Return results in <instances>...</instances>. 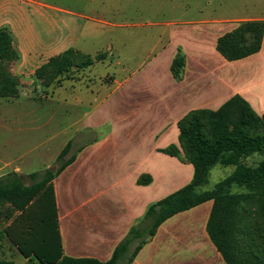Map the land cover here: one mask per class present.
I'll list each match as a JSON object with an SVG mask.
<instances>
[{"label": "crops", "instance_id": "crops-1", "mask_svg": "<svg viewBox=\"0 0 264 264\" xmlns=\"http://www.w3.org/2000/svg\"><path fill=\"white\" fill-rule=\"evenodd\" d=\"M96 19L49 0H0V28L8 29L20 55L11 68L20 81L19 95L14 103L5 106L22 110L8 119L0 117V126L9 122L12 127L24 123L48 127L63 122V128L50 135V140L62 139L54 157L46 161H58L70 143V152L75 149L74 161L53 180L63 254L108 262L152 204L191 183L192 164L184 156L160 152L179 145L178 122L183 116L191 110H217L235 95L264 116V38L260 52L242 60L228 62L216 51L219 37L242 21H264V13L190 19L196 22L178 19V26L170 33V46L156 56L159 61L152 76L146 69L148 62L127 77L126 92L118 87L112 96L116 105L109 107V115H125L127 121L114 123L107 134L88 144L75 145L82 133L102 128L104 116L102 113L97 119V112L103 109V102L94 107L91 103L87 107L82 99L68 103L76 94L70 85L64 88L69 92L64 107L50 114L49 122L27 120L35 115L38 106H51L55 101L46 97L37 105L31 101L36 96L32 86L38 70L52 58L70 49L88 54L84 43L98 32L100 22ZM179 48L186 56L182 81H176L170 70ZM156 73L162 82L157 81ZM169 83L174 87L172 92H168ZM123 96L126 107L117 105ZM146 124L149 136L164 143H157L151 151L158 155L157 164L151 167L149 160L144 159L136 168H129L126 164H133L131 152L139 151L137 136ZM8 149V145L0 149V166L7 163L3 152ZM18 160L13 158L11 162ZM168 167L172 169L170 176H166ZM146 176L152 182L140 184L139 180ZM212 207L213 201H207L166 220L132 264H226L207 233Z\"/></svg>", "mask_w": 264, "mask_h": 264}, {"label": "trees", "instance_id": "trees-1", "mask_svg": "<svg viewBox=\"0 0 264 264\" xmlns=\"http://www.w3.org/2000/svg\"><path fill=\"white\" fill-rule=\"evenodd\" d=\"M264 38V21H242L231 31L218 38L216 51L228 62L248 58L260 52ZM73 55L80 52L70 49L52 58L38 70L40 75L48 67L66 72L72 67ZM20 59L13 47V39L6 28H0V98L16 99L19 80L11 73L12 65ZM186 56L181 48L171 64V74L182 81ZM8 65V67H6ZM92 65L87 56L86 66ZM10 67V71H9ZM179 145L160 152L184 158L194 168L190 184L152 204L145 216L130 230L118 246L111 260L100 262L92 258L64 256L60 233L58 208L53 180L74 161L63 160L71 150V143L61 152L59 169L41 182L24 186L15 174L0 177V202L9 204L15 216L7 234L21 254L32 264H132L139 251L155 236L159 226L178 213L190 210L207 201L213 207L207 223V233L226 264H264V232L258 228L245 230L242 223L253 213L251 204L259 202L264 207V161L253 167L246 158L264 152V116H259L247 100L235 95L219 109L191 110L178 122ZM216 165L234 167V171L210 191L198 192L208 183L211 170ZM152 178L142 177L139 183L150 184ZM242 188L244 193L233 192ZM12 213H8V219ZM35 223V226L32 224ZM20 226L22 239L13 236V227ZM35 231L38 239H26ZM136 244L133 251L131 246Z\"/></svg>", "mask_w": 264, "mask_h": 264}, {"label": "rangeland", "instance_id": "rangeland-1", "mask_svg": "<svg viewBox=\"0 0 264 264\" xmlns=\"http://www.w3.org/2000/svg\"><path fill=\"white\" fill-rule=\"evenodd\" d=\"M59 6L69 7L82 11L100 22L97 26L98 32L92 34L84 43L86 53L73 55L72 67L66 72H58L54 67H48L40 75H36V81L32 86L33 100L37 105L43 103L46 97H53L55 100L51 106H38L33 117L37 122H49L53 112L63 108L65 100L69 98V92L64 91L70 85L75 90V95L68 100V103L85 100L87 107L103 102V109L97 112V119L103 113V126L97 132L86 131L79 135L75 145L88 144L107 134L114 123L127 121L125 115H109V107L113 104L112 96L118 87L120 91H125L127 77L133 71L142 68L148 62V75L156 70L155 63L159 59L156 57L161 50L167 49L171 43L170 33L178 26V19L188 20L183 22H196L190 20L194 18H204L207 16L228 17L244 15L248 13H264V0H49ZM184 24V23H183ZM84 48V49H85ZM87 56L92 65L86 66ZM8 67V65H6ZM10 71V67H9ZM150 72V74H149ZM157 81L162 77L156 73ZM20 82V81H19ZM162 82V81H161ZM174 87L168 84V92H172ZM118 91V90H117ZM116 91V92H117ZM126 92V91H125ZM115 94V95H114ZM89 100H91L89 102ZM14 99H0V117L22 112L19 107L5 106L7 103H14ZM115 103V102H114ZM89 104V105H88ZM116 105V104H113ZM118 106L126 107V97L119 100ZM26 118V117H24ZM60 118V117H59ZM150 124V123H149ZM149 124L138 134L140 141L139 151L131 152L133 164H126L129 168H136L141 161L148 159L150 166H155L157 154L151 152L157 143L149 136ZM64 126L63 122L53 123L46 127L40 123L35 125L23 124L21 127H12V123L0 126V149L9 146L10 150L4 151L3 160H7L0 166V176L15 173L24 186H32L44 180L48 176V171L55 173L61 166V161L46 163L52 159L58 149L60 138L50 140V135L57 134ZM158 130V127H155ZM153 132V131H152ZM164 145V143H162ZM18 152V155H16ZM72 150L66 158L67 161L74 154ZM180 155L184 152L180 149ZM21 156V157H20ZM13 158H19L16 162ZM140 161V162H139ZM264 161V152L255 153L246 158L248 166H257ZM144 165V164H142ZM172 169L167 168L166 176H170ZM234 171V167L216 165L210 172L208 183L198 189V192L210 191L217 183L225 179ZM233 192L244 193L242 188H233ZM253 213L242 223L245 230L258 228L264 232V207L259 202H254ZM8 213H12V218L8 219ZM18 213L4 202H0V234L11 224L13 218ZM35 226V223L32 221ZM13 233L17 239H22L23 234L20 226L15 225ZM38 239V234L33 231L26 239ZM136 244L131 246L134 250ZM124 261V260H123ZM123 261L121 264H123ZM0 264H32L25 258L13 240L7 234L0 237ZM33 264H38L34 262Z\"/></svg>", "mask_w": 264, "mask_h": 264}]
</instances>
